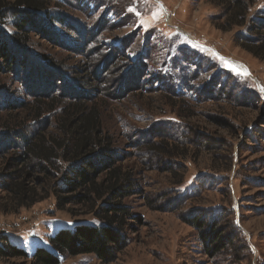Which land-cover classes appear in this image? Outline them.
<instances>
[{
	"label": "rangeland",
	"instance_id": "374dc122",
	"mask_svg": "<svg viewBox=\"0 0 264 264\" xmlns=\"http://www.w3.org/2000/svg\"><path fill=\"white\" fill-rule=\"evenodd\" d=\"M227 1L80 0L63 10L77 21L79 32L85 28L96 34L92 41L70 29L64 30L71 42L68 49L32 37L37 57L63 65L73 80H81L75 72L84 74L80 69L108 55L114 43H126L125 56L131 61H150L147 81L151 73L169 71L180 91L174 98L166 90L149 89L147 83L146 91L109 101L107 117L115 127L118 152L127 157L124 166L134 168L139 180L140 191L125 204L142 219V225L132 223L136 232L130 233V244L110 264H264V62L238 41H256V34L249 37L245 28L227 24ZM254 8L263 9L264 1ZM214 80L220 87L211 100L208 90ZM14 91L17 96L23 87L16 84ZM166 97L184 101L185 114L193 117L178 119L171 109L170 102H175L167 103ZM165 123L191 127L181 135L190 139L184 148L187 158L174 172L139 150L152 139L143 143L142 131ZM4 196L0 191V206L6 203ZM204 215L210 221L207 226L221 227V241L229 243L214 258L205 253L199 232L188 223V218ZM103 224L86 209H59L51 197L18 214L0 213V239L8 238L30 256L38 248L56 254L50 240L59 231ZM0 264H31V259L0 257ZM61 264L105 263L85 254L66 257Z\"/></svg>",
	"mask_w": 264,
	"mask_h": 264
},
{
	"label": "trees",
	"instance_id": "16d2710c",
	"mask_svg": "<svg viewBox=\"0 0 264 264\" xmlns=\"http://www.w3.org/2000/svg\"><path fill=\"white\" fill-rule=\"evenodd\" d=\"M260 1L264 0H229L224 4L223 16L230 27L245 28L252 38L256 34V41L246 37L238 41L264 62V8H254ZM79 2L0 0V181L5 182L0 184V191L5 194L6 202L0 206V213L18 214L53 197L59 209L67 206L86 209L104 224L77 225L73 230L59 231L50 240L56 254L38 248L30 256L2 237L0 257L7 260L61 264L66 257L94 254L102 263L115 261L130 244V233L136 232L132 223L142 225V219L125 204L126 198L140 191L139 180L135 178L138 174L134 168L124 166L127 157L118 152L115 127L110 126L107 117L109 101L124 98L138 89L146 91L147 83L149 89L166 90L174 98L180 93L171 83L169 71L151 73L147 81L144 77L150 73V61L145 63L144 57L131 61L125 56L127 44L123 42L114 43L108 55L100 60L95 58L80 69L84 74L75 72L81 80L70 79L63 65L37 57L32 48L33 36L68 49L71 42L64 30L74 33L80 30L77 21L69 18L63 9L68 5L75 7ZM252 10H255L253 15ZM79 33L88 43L96 37L85 28ZM16 84L23 87L17 96ZM219 87V80L210 85L211 100ZM166 98V102H175H170L171 109L178 119L193 117L185 114L188 109H184V101ZM186 127L191 129L183 123H165L143 130L146 134L143 143L152 139L139 150L174 172L183 166L180 161L187 158L184 148L189 147L190 139L181 136ZM155 139L160 140L155 142ZM188 221L199 232L209 257L214 258L226 249L229 243L221 241V227L207 226L210 221L205 215Z\"/></svg>",
	"mask_w": 264,
	"mask_h": 264
},
{
	"label": "snow or ice",
	"instance_id": "6c2138e0",
	"mask_svg": "<svg viewBox=\"0 0 264 264\" xmlns=\"http://www.w3.org/2000/svg\"><path fill=\"white\" fill-rule=\"evenodd\" d=\"M239 74V73H238ZM246 74V73H245Z\"/></svg>",
	"mask_w": 264,
	"mask_h": 264
}]
</instances>
